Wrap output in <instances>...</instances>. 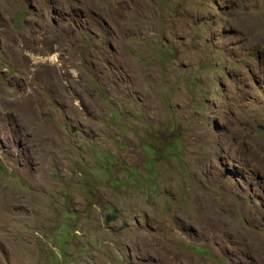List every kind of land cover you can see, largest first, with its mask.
I'll return each mask as SVG.
<instances>
[{
    "label": "rangeland",
    "instance_id": "374dc122",
    "mask_svg": "<svg viewBox=\"0 0 264 264\" xmlns=\"http://www.w3.org/2000/svg\"><path fill=\"white\" fill-rule=\"evenodd\" d=\"M0 264H264V0H0Z\"/></svg>",
    "mask_w": 264,
    "mask_h": 264
}]
</instances>
